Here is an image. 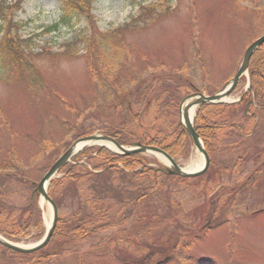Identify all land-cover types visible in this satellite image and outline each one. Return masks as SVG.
<instances>
[{
    "label": "rangeland",
    "instance_id": "rangeland-1",
    "mask_svg": "<svg viewBox=\"0 0 264 264\" xmlns=\"http://www.w3.org/2000/svg\"><path fill=\"white\" fill-rule=\"evenodd\" d=\"M148 4L158 5V14L133 20L140 5ZM62 13L61 0H22L13 19L23 38H32L28 57L44 78L31 87L23 79L3 81L0 71V214L23 219L30 198L39 208L24 244L38 242L47 230L52 208L34 193L35 186L70 145L94 133H113L148 101L159 117L156 127L166 131L165 121L180 123L181 101L197 91H220L248 46L264 33V0H94L98 41L111 65L119 53L116 66L122 70L120 86L105 67L101 73L110 76L94 85L87 69L88 39L78 42L73 56L63 54V43L75 34L90 37L95 28L78 17L70 26L47 32ZM126 22L129 27L123 28ZM112 29L120 31L111 34ZM47 47L51 52H42ZM128 72L137 79L133 83ZM246 86L247 78L233 100ZM142 91V105L131 109ZM244 106L228 120L235 116L247 124ZM136 120L144 124L148 118ZM250 132L247 137L227 127L212 144L205 174L185 180L160 175V188L135 207L139 189H149L145 179L136 184L129 180L132 176L108 173L118 189L105 194L121 206L120 217L126 219L119 220L113 210L112 225L90 227L77 239L58 232L31 256L0 245V264H264V113ZM145 156L163 167L154 154ZM176 159L187 167L202 156L189 140ZM7 160L13 169L6 168ZM96 179L56 188L59 217L88 209L85 199L97 195ZM67 225L66 230L74 226Z\"/></svg>",
    "mask_w": 264,
    "mask_h": 264
},
{
    "label": "trees",
    "instance_id": "trees-1",
    "mask_svg": "<svg viewBox=\"0 0 264 264\" xmlns=\"http://www.w3.org/2000/svg\"><path fill=\"white\" fill-rule=\"evenodd\" d=\"M61 2L63 13L60 20L46 31L58 30L61 26H70L74 19L86 17L95 28L92 35L90 37H84L81 34H75L70 41L63 43V54H66V56L77 55L79 48L75 46L78 45L80 40L87 38L89 50L87 69L94 85L96 82L104 84V81L107 80L105 77L110 76V73L108 74L106 72L104 74L103 71L101 73L99 68L105 67L112 70V81L120 86L122 70L116 66V58H118L119 53L116 54V57L114 56L115 64L111 65L109 59L105 57L104 50L100 46V41H98L97 20H95V16L92 13L94 0H61ZM21 3L22 0H16L14 3H9L7 0L0 1V14L3 19V23L0 26V71L2 74L1 78L5 82L11 83L15 80L19 81L23 79L29 81V83H31L30 86L33 87L36 83L38 84L39 79H43L44 76L39 72L36 64L28 57L30 52L29 45L32 43V38H23L20 33L21 25L13 19L12 11L14 8H19ZM158 10L159 6L155 4L140 5L138 14L133 20L144 19L145 17L150 18L154 13L158 14ZM125 27H129V23H124L123 28ZM117 31L120 30L112 29L111 34ZM42 52L50 53L51 50L49 47L42 48ZM129 72H132V70ZM129 72V76L126 78L130 83H133V80L137 79ZM249 74L250 89L245 93L241 102L236 104H203L197 113L195 128L203 138L210 154L212 153V144L216 142L221 132L226 129L227 126L235 129L241 135H249L251 126H253L255 122L256 110H264V43L255 52L251 60ZM98 79L99 81H97ZM142 92L143 93L139 94V99L132 103L131 109L134 105H142V96L145 94L144 91ZM244 103H248V107L244 108V114L249 117L247 124L237 120L235 116L232 120L228 121V114L241 109ZM147 104L148 102H146L144 106ZM145 114L150 117V120L144 124H139L138 120H136L139 114L133 113L130 122L117 128L111 133L112 136L121 144H130L139 141L160 147L175 158L180 156L179 154L184 151V148L189 142L188 135L181 124L175 119L172 122L167 120L165 121L166 131H162L155 125L158 117L156 114L152 113V109L146 108ZM83 157H87L88 163L93 164L95 169L106 168V173L103 175H96L98 179L94 181V188L96 189L97 195L90 196L86 199L84 206L88 209L82 210L80 207L79 211H76L68 219L61 218L59 220L57 232H63L62 234L66 235L70 233L75 238L79 235L87 234L90 231V226L113 221L111 214L115 207L114 199H108L105 193L115 189L111 186L110 181L104 182L101 180L103 177L109 176L108 173H110V171L112 172V168L122 165V167H119L120 172L122 174H127L125 170H128L130 174L127 175H131L133 178L137 175H153L155 171V168L149 165L152 162L151 159L140 153L118 155L104 147H90L80 152L73 159V162L69 163L64 168L66 174L62 179L55 180L51 183L49 192L53 198L56 199L54 191L58 186L65 183H79L82 179L87 180L90 177L93 178L95 173L90 171L87 165L79 162ZM7 163L9 164L8 166H10L8 168H11L13 162L7 160ZM135 179L129 180L133 182ZM108 183L109 186L105 187ZM155 183V180L152 179V184ZM152 184L150 183V185ZM116 198L122 199V197L118 196ZM26 207L28 208V212L23 219L20 220L14 219L11 215L3 213L2 216L0 214V232L11 240H20L31 233L33 217L36 215L34 210L37 209V206L36 203L29 200ZM67 224H74V226L72 229H67V231L65 229Z\"/></svg>",
    "mask_w": 264,
    "mask_h": 264
},
{
    "label": "water",
    "instance_id": "water-1",
    "mask_svg": "<svg viewBox=\"0 0 264 264\" xmlns=\"http://www.w3.org/2000/svg\"><path fill=\"white\" fill-rule=\"evenodd\" d=\"M264 43V34L256 39L245 51L242 62L234 75V77L220 90L219 92L213 95H206L202 92H195L183 99L180 107V116H181V125L187 132L188 136L194 141L197 149L199 150L200 154L203 157L204 163L201 168L194 171H189L182 168L177 162L164 150L152 146V145H145L141 143H136L134 147H126L119 144L113 137L106 135V134H92L86 137L80 138L74 144H72L61 156L60 158L50 167V169L46 172L43 176L41 181L38 183L36 187V191L38 195H41L45 201H47L53 207V221L51 226L48 228L46 235L43 237L41 241L34 245H23L20 243L12 242L6 239L4 236L0 234V244L10 248L16 252L20 253H32L37 251L38 249L44 247L49 240L51 239L54 230L56 228L58 222V208L56 204L53 202L51 197L48 194V187L50 182L56 177L58 172L82 149L98 144L100 141H106L111 143L116 149H113L115 153L128 155L134 152H143V153H153V154H160L167 158L170 162L163 171H166L168 174H175L181 176H188V177H195L203 174L209 164L210 159L209 155L206 150L205 143L202 137L197 133L195 126H194V118L191 119L189 116V110L194 106L201 105L203 103H223L225 99L235 90L237 87L240 79L249 74V65L252 59L253 54L255 51ZM195 99V101L189 103L191 100ZM187 102V105L183 109V105Z\"/></svg>",
    "mask_w": 264,
    "mask_h": 264
},
{
    "label": "bare ground",
    "instance_id": "bare-ground-1",
    "mask_svg": "<svg viewBox=\"0 0 264 264\" xmlns=\"http://www.w3.org/2000/svg\"><path fill=\"white\" fill-rule=\"evenodd\" d=\"M225 100H227V101H230V100H233V98L232 97H228V98H226ZM194 112H195V108H191L190 110H189V116H190V118L192 119L193 118V116H194ZM99 143H101V144H105L106 146H108V147H110V148H114V146L113 145H111L110 143H108V142H106V141H100ZM156 156L164 163V164H169V161L165 158V157H163V156H161V155H159V154H156ZM203 165V160H201L200 162H198V163H190L189 165H187V167H186V169L187 170H194V169H197V168H200L201 166ZM49 224H50V222H49Z\"/></svg>",
    "mask_w": 264,
    "mask_h": 264
}]
</instances>
